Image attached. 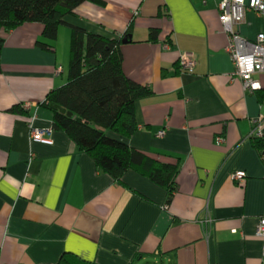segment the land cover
Returning a JSON list of instances; mask_svg holds the SVG:
<instances>
[{"label": "crops", "instance_id": "1", "mask_svg": "<svg viewBox=\"0 0 264 264\" xmlns=\"http://www.w3.org/2000/svg\"><path fill=\"white\" fill-rule=\"evenodd\" d=\"M216 5L97 0L65 16L53 40L40 23L0 28V264H54L64 253L95 264H262L264 162L249 133L264 117V74L253 94L232 76ZM70 25L126 38L122 71L150 94L135 102L131 136L107 135L178 164L169 202L166 187L135 170L115 182L53 128L45 98L67 81ZM235 29L254 40L264 16L248 11ZM184 52L195 57L191 73L177 68ZM30 125L50 129L47 142L32 141Z\"/></svg>", "mask_w": 264, "mask_h": 264}, {"label": "trees", "instance_id": "2", "mask_svg": "<svg viewBox=\"0 0 264 264\" xmlns=\"http://www.w3.org/2000/svg\"><path fill=\"white\" fill-rule=\"evenodd\" d=\"M83 3L97 0H0V28L8 31L24 23H40L42 37L53 40L58 27L65 24L64 17ZM70 30L67 81L45 98L53 112V128L64 132L78 151L88 154L96 168L115 182L121 183L126 171L135 170L154 184L166 187L169 202L175 191L178 164L161 162L107 135L111 131L131 136L137 129L135 102L150 94L122 71V37L108 39L74 25H70ZM156 34L152 30L149 38L154 40ZM2 42L0 38V48ZM255 142L260 144L259 140ZM54 264L95 263L64 253Z\"/></svg>", "mask_w": 264, "mask_h": 264}, {"label": "built area", "instance_id": "3", "mask_svg": "<svg viewBox=\"0 0 264 264\" xmlns=\"http://www.w3.org/2000/svg\"><path fill=\"white\" fill-rule=\"evenodd\" d=\"M207 1L202 0V4L205 5ZM216 7L218 20L227 38L225 51L233 66L232 76L241 81L243 90L249 94L262 90V84L257 76L264 74V34L260 33L254 40H248L240 36L235 27L244 21V16L248 11L264 16V0H217ZM195 65L196 60L192 53L179 54L177 68L180 72L191 73ZM30 107V104L23 105V109L26 110ZM263 120L262 115L252 120L253 127L249 133V138L261 142L260 157L264 162V133L261 130ZM50 132V129H38L30 125V139L32 141L47 142ZM163 133L161 130L157 132V136H162ZM216 142L219 143L220 139L217 138ZM231 179L241 183L244 180V173L235 171L231 174ZM201 222L203 225H208L211 220L205 217ZM256 236L261 239V260L264 264V216L257 221Z\"/></svg>", "mask_w": 264, "mask_h": 264}, {"label": "water", "instance_id": "4", "mask_svg": "<svg viewBox=\"0 0 264 264\" xmlns=\"http://www.w3.org/2000/svg\"><path fill=\"white\" fill-rule=\"evenodd\" d=\"M124 42H126V38H123V39H122V43H124ZM60 112H62V113H63V112H64V110H63V109H60Z\"/></svg>", "mask_w": 264, "mask_h": 264}]
</instances>
